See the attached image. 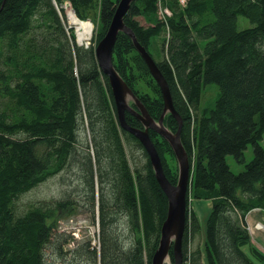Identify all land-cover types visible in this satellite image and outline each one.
<instances>
[{"label": "trees", "instance_id": "16d2710c", "mask_svg": "<svg viewBox=\"0 0 264 264\" xmlns=\"http://www.w3.org/2000/svg\"><path fill=\"white\" fill-rule=\"evenodd\" d=\"M65 1L81 21L98 24L91 45L78 44L75 28L63 21ZM120 1L0 0V264H48L44 250L55 238L60 253L68 252L74 239L59 232L58 216L74 205L71 199L38 202L24 212L15 203L71 161L84 169L91 210L99 208L100 250L81 246L88 264H151L159 248L167 195L141 141L121 127L95 53ZM239 16L253 26L241 29ZM124 19L156 61L183 121L192 179L183 264H264L247 221L255 209L264 211V0H134ZM113 52L117 72L158 121L163 93L134 40L120 32ZM209 84L220 91L214 106L203 102ZM165 115L176 133L177 118ZM125 117L144 128L132 113ZM80 128L89 130L94 155L78 157ZM149 134L177 185L173 148L155 129ZM249 145L254 158L246 162ZM133 148L145 155L143 169L132 168ZM231 154L243 172L231 170ZM200 199L212 204L205 229L192 207ZM120 217L128 229L120 228ZM78 251H69L74 260L67 264H82ZM170 257L174 264L172 249Z\"/></svg>", "mask_w": 264, "mask_h": 264}, {"label": "water", "instance_id": "95a60500", "mask_svg": "<svg viewBox=\"0 0 264 264\" xmlns=\"http://www.w3.org/2000/svg\"><path fill=\"white\" fill-rule=\"evenodd\" d=\"M132 2L134 0H121L119 2L113 21L107 29L106 35L99 41L100 43L97 45L95 53L97 54V60L100 63L102 72L107 75L109 85H111L112 96H114L120 125L141 141L149 155V159H151L157 181H159L163 191H165L169 202L168 215L161 229L159 248L153 255L151 264H169L168 260L171 259V249L173 250L174 264H183L182 242L187 224V196L189 187L192 184L190 159L182 143L181 131L183 121L180 114L177 113L174 104H172V95L168 82H166L163 74L159 71L156 61H154L148 50L136 39L133 29L125 24L124 18L130 10ZM120 32L126 33L134 40L136 50L142 55L150 72H152L155 80L159 83L161 93H163L165 109L162 117L158 121L149 115L145 106L138 101L131 87L126 84L124 78L115 68V63H113V50ZM131 96L135 100L134 104L136 107L128 103V98ZM127 112L137 116L144 128L131 127L125 117ZM167 113L174 115L178 120L179 129L176 133H173L165 125V114ZM151 129H155L161 137L167 139L174 150L175 156L178 159L179 169V181L177 185L172 184L165 175L162 159L152 138H150L149 132Z\"/></svg>", "mask_w": 264, "mask_h": 264}, {"label": "rangeland", "instance_id": "374dc122", "mask_svg": "<svg viewBox=\"0 0 264 264\" xmlns=\"http://www.w3.org/2000/svg\"><path fill=\"white\" fill-rule=\"evenodd\" d=\"M64 10H65V16L63 17V21L65 22L66 26L69 28H75L71 25L70 21L68 20V11L73 10L71 8L70 2L65 1L63 4ZM164 8L161 7L160 10H163ZM165 11V10H164ZM63 16V14H61ZM142 22H144V19L141 18ZM90 21V20H87ZM92 22V21H90ZM93 34L90 40H85L82 43H79L78 40V34L76 32V38L77 43L80 45H86L89 46L92 44V39L95 36L96 29L98 24L93 23ZM238 25L241 29L248 28L253 26L249 18H246L244 16H239L238 18ZM207 40L201 41L200 45L201 48H204ZM152 52L157 59L158 54L157 52L152 48ZM220 91L219 87L216 84H209L204 89V99L203 102L205 104L211 103L213 106L215 105V101L218 98ZM209 101V102H208ZM135 102L134 98L131 96L128 99V103L131 105V103ZM79 135H78V144L76 147V152L78 157L84 158L88 154V151H91L92 155H94V147L92 140H90V133L89 130H85L83 128L79 129ZM262 146L264 147V136L263 140L261 141ZM87 146L89 148H87ZM246 155V162H250L254 158V147L253 145H249V147L245 150ZM130 160L132 168L139 167L141 169L144 168L146 160L145 155H143V152L140 149L133 148V150H130L129 152ZM227 162L229 167H231V170H233L234 173L238 174L243 172L245 169L244 164H238L235 156L227 155ZM174 164V162H171ZM84 169L81 167V165H77L74 161H71V163L68 165V167L60 172L57 176H53L47 179V181L41 183L38 185L35 189L27 192L25 195L21 196L19 200L16 201L15 205L16 207L24 212L26 211L27 207L32 204H37L38 202L53 200L57 201L59 199H66L69 198L73 201L74 205L70 206L68 208H65L59 212L58 218H60L59 221V232L65 233V235H72L73 239L70 245H67L65 247V250L68 252H61L59 251V243H57V238H55V242L50 243L44 251H46V260L48 264H67L70 263L72 260H74V257L69 254V251H72L73 248H78V255L76 258L78 259L80 256H82V264H88L90 263V260H88V254L84 249H82V243L90 242L91 247H95L96 249H99L100 247V227H99V208L96 204L95 212L91 210L92 206L89 205V186L85 181V177L83 175ZM96 184V191L98 190L97 180L95 181ZM109 186H107L108 188ZM192 201V207L197 213H199L200 221H204L208 217L209 208H207V204L211 207V202L206 200H191ZM124 217V216H122ZM120 217L119 224L120 228L124 229L125 227L128 229V226H126V219ZM248 219L251 221H248L249 230L253 231L252 238V245L254 247H258L259 250L264 248V211L261 209L255 210V212H251L248 215ZM254 218V219H253ZM251 222V223H250ZM259 225H262V228H258ZM259 231V234L256 233L255 230ZM256 239V240H255ZM98 244V245H97ZM100 250V249H99ZM245 250L249 252V247L246 246ZM88 262V263H87ZM169 264H172L171 259L168 260ZM260 264V263H258Z\"/></svg>", "mask_w": 264, "mask_h": 264}, {"label": "bare ground", "instance_id": "6f19581e", "mask_svg": "<svg viewBox=\"0 0 264 264\" xmlns=\"http://www.w3.org/2000/svg\"><path fill=\"white\" fill-rule=\"evenodd\" d=\"M68 20L71 25L75 27V31L78 34L79 43H82L85 40H90L93 34V24L90 21L84 20L81 21L74 10L68 11ZM129 99V98H128ZM259 228V227H257Z\"/></svg>", "mask_w": 264, "mask_h": 264}, {"label": "crops", "instance_id": "0c3cea01", "mask_svg": "<svg viewBox=\"0 0 264 264\" xmlns=\"http://www.w3.org/2000/svg\"><path fill=\"white\" fill-rule=\"evenodd\" d=\"M207 205H208L207 208H209V212H208V215H209L211 207L209 206V204H207ZM255 210H259V209H255ZM255 210H254L253 212H255ZM196 212H197V211H196ZM198 214H199V213H198ZM248 218H249V217L247 216V221H251V220H249ZM199 219H200V218H199ZM206 219H207V218H206ZM206 219H205L204 221H202V222L200 221V223H202V227H203V229H205V224H206L205 221H206ZM253 219H254V218H253ZM250 223H251V222H250ZM257 229H258V228H257ZM257 229H256L255 231H256L257 234H259V231H258ZM249 231H250V230H249ZM251 235L253 236V231H252V230H251ZM252 240H254V239L252 238ZM252 240H251V241H252ZM255 240H256V239H255ZM258 249H259V248H258ZM262 250H264V248H262ZM260 251H261V249H260ZM261 252H262V251H261ZM263 253H264V252H263Z\"/></svg>", "mask_w": 264, "mask_h": 264}, {"label": "built area", "instance_id": "2783aa9c", "mask_svg": "<svg viewBox=\"0 0 264 264\" xmlns=\"http://www.w3.org/2000/svg\"><path fill=\"white\" fill-rule=\"evenodd\" d=\"M184 1V0H183ZM167 12V14H169V12L168 11H166ZM263 226L262 225H259V228H262ZM98 245V244H97Z\"/></svg>", "mask_w": 264, "mask_h": 264}]
</instances>
